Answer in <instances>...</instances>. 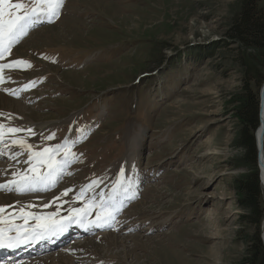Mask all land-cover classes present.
Masks as SVG:
<instances>
[{
  "label": "rangeland",
  "instance_id": "1",
  "mask_svg": "<svg viewBox=\"0 0 264 264\" xmlns=\"http://www.w3.org/2000/svg\"><path fill=\"white\" fill-rule=\"evenodd\" d=\"M241 4L65 0L55 25L33 29L16 45L3 62L30 60L32 67L5 70L0 95L13 103L5 108L0 101V118L40 126L28 137L38 147L76 139L80 129L86 138L73 148L80 160L56 190L3 191L0 206L50 203L69 189L74 196L93 179L113 178L121 167L140 182L139 198L118 229L28 261L57 260L60 254L73 257L74 264H238L246 257L255 229L244 220L248 211L240 204L237 181L253 167L243 161L234 110L245 85L243 64L254 62L260 82L264 64L252 60L257 52L227 39ZM71 72L77 74L66 75ZM52 133L54 140H42L41 134ZM0 158V178L27 167V153ZM260 183L264 208L261 174Z\"/></svg>",
  "mask_w": 264,
  "mask_h": 264
},
{
  "label": "snow or ice",
  "instance_id": "2",
  "mask_svg": "<svg viewBox=\"0 0 264 264\" xmlns=\"http://www.w3.org/2000/svg\"><path fill=\"white\" fill-rule=\"evenodd\" d=\"M65 0H0V84L5 82V70L29 69L31 62L23 59L3 62L11 56L13 48L26 37L31 30L47 23H54L60 18ZM36 81L31 84L35 85ZM28 87L27 85L25 86ZM6 91H8L6 89ZM18 95V92H13ZM4 115L0 113V116ZM11 119V117H9ZM76 139L66 137L62 143L38 147L29 143L28 137L35 136L32 128L11 126L0 122V156L7 155L16 160L18 156L27 153L23 161L26 168H16L11 173V179L0 183V190L18 194L46 192L54 188L66 175H71L70 168L80 160V155L73 151L77 143L86 138L83 129ZM24 133V135H18ZM42 136V140H54L55 133ZM15 146L19 151L12 152ZM136 166L132 169L135 172ZM104 177L93 179L83 185L74 195L72 201L62 204L83 201L82 207H69V215H59L62 204L55 211H33L39 206L29 202L13 207L12 212L6 206H0V249H16L21 245L39 243L54 236H60L73 224L89 230L93 227L113 228L118 223L117 217L133 200L139 198V181L126 176L125 168L121 167L107 190L99 192L96 189L104 183ZM71 189L62 193L67 196ZM57 200L60 198L57 197ZM19 203V202H17ZM51 203L42 205V209L51 208ZM95 212V218H91ZM22 221V223H17ZM34 221V223H29Z\"/></svg>",
  "mask_w": 264,
  "mask_h": 264
},
{
  "label": "trees",
  "instance_id": "3",
  "mask_svg": "<svg viewBox=\"0 0 264 264\" xmlns=\"http://www.w3.org/2000/svg\"><path fill=\"white\" fill-rule=\"evenodd\" d=\"M227 39L232 45L242 50H253L252 60L260 66L264 64V7L259 0H242L241 9L236 13L227 31ZM261 59V60H259ZM254 65V66H253ZM244 88L237 96L235 103L236 118L240 122L242 132L238 138V146L245 150L243 161L253 167L249 173L237 181L240 204L248 211L244 220L255 229L248 238L249 248L246 257L238 264H264V247L261 240L260 224L264 218L261 203L260 170L257 162L256 131L260 125V90L264 84L260 82L259 70L254 62L244 63ZM254 84L258 92H254Z\"/></svg>",
  "mask_w": 264,
  "mask_h": 264
},
{
  "label": "bare ground",
  "instance_id": "4",
  "mask_svg": "<svg viewBox=\"0 0 264 264\" xmlns=\"http://www.w3.org/2000/svg\"><path fill=\"white\" fill-rule=\"evenodd\" d=\"M48 27H50V26H47V27H45V28H48ZM45 28H43V29H40V30H38V31H41V30H44ZM37 31V32H38ZM38 35V34H37ZM29 40V39H28ZM27 45V44H26ZM22 48V47H21ZM50 58H52V57H50ZM55 59V58H54ZM30 61V60H29ZM25 73V72H24ZM77 73H74V72H71V73H68V74H66V75H70V77L72 78V76H75ZM72 75V76H71ZM9 96V95H8ZM121 96V95H120ZM0 101L1 102H3V105H5V106H0V108L1 107H5V108H7V106H9V105H11V103H13L10 99H8V98H6V97H4L3 95H0ZM13 106L14 107H18V108H21V106L19 105V104H16V103H14L13 104ZM24 111V110H23ZM10 117H12V116H10ZM6 119V118H5ZM0 122H3V123H6V124H10L11 126H18V127H23V128H32L36 133H37V131H38V129L40 128V126H38V125H35V126H31V125H28L27 123H25L24 121H20L19 122V120L18 119H16V120H14V119H7V120H4V117H3V119H1L0 118ZM32 122H34V121H32ZM262 125L264 126V109H263V121H262V124H260L259 125V129L262 127ZM37 127V128H36ZM42 128H44V127H42ZM40 131V130H39ZM41 132H42V130H41ZM264 147V146H263ZM261 174H262V181H263V185H264V168L263 169H261ZM11 173H12V171H7L6 172V176L8 177L9 176V179H11ZM1 175V174H0ZM9 179H7V180H9ZM7 180H5V179H2L1 181H0V183H5ZM111 181H112V178H110V179H105L104 180V183H102V185L103 184H107V183H109V184H111ZM81 188V187H80ZM41 197V196H40ZM73 197L74 196H70V195H67V196H60V199L59 200H57L56 198H54V200H56V201H54V202H50L51 204H52V207L51 208H48V209H42V205L43 204H45V203H49V202H43V203H39V201L38 202H35V201H32L31 203H33V204H35V205H37V206H39V208H36V209H32L33 211H37V210H43L44 212H51V211H55L56 210V207H57V205L58 204H62V202L63 201H72V199H73ZM0 199L2 200V197H0ZM37 200V199H36ZM24 204H28V203H26V202H22V203H20L18 206H17V208L20 206V205H24ZM83 206V201H75L74 203H67V204H62V207L60 208V213H59V215L61 216V217H65V216H68L69 215V213H68V211H67V209L69 208V207H82ZM8 212H12L13 210H7ZM17 223H22V221H17ZM30 224L31 223H34V221H30L29 222ZM107 236V235H106ZM112 238V237H111ZM124 241V240H123ZM119 243V242H118ZM125 243V242H124ZM114 244H116V242L114 241ZM154 249V248H153ZM52 250H54V248L52 249ZM66 251H68V250H66ZM157 250L155 249V252H156ZM43 252H45V251H42L41 253H43ZM54 252H57V251H54ZM96 254V253H95ZM170 254V253H169ZM60 255V254H59ZM59 255H58V258H57V260H52L51 258H46L45 260H43V261H41V262H37V264H57V262H59V261H61V260H63V259H65V263L64 264H74L75 262H77V260H75L73 257L70 259V258H68V257H65L63 254V256L64 257H59ZM172 255V254H171ZM168 257V256H167ZM22 261V260H21ZM72 261V262H71ZM73 261H75V262H73ZM17 262L18 263H20V264H33L31 261H28V259L26 260V261H22V262H19V261H16V262H14V263H8V264H17ZM71 262V263H70ZM88 262V261H87ZM36 263V262H35ZM99 263H101V262H99ZM0 264H4V263H0ZM81 264H84V263H81Z\"/></svg>",
  "mask_w": 264,
  "mask_h": 264
},
{
  "label": "water",
  "instance_id": "5",
  "mask_svg": "<svg viewBox=\"0 0 264 264\" xmlns=\"http://www.w3.org/2000/svg\"><path fill=\"white\" fill-rule=\"evenodd\" d=\"M261 103H260V124H262L263 121V109H264V84L261 89ZM256 143H257V162H258V168L260 169V174H261V169L264 168V126L256 131ZM261 180H262V174H261ZM263 183V181H262ZM261 240L263 243L264 247V231L262 232L261 235Z\"/></svg>",
  "mask_w": 264,
  "mask_h": 264
}]
</instances>
